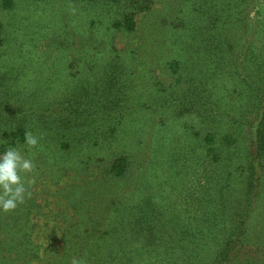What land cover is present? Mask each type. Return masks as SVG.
I'll return each instance as SVG.
<instances>
[{"label":"rangeland","instance_id":"1","mask_svg":"<svg viewBox=\"0 0 264 264\" xmlns=\"http://www.w3.org/2000/svg\"><path fill=\"white\" fill-rule=\"evenodd\" d=\"M1 1L0 153L17 148L31 159L35 168L26 175L36 183L23 204L0 211V264H68L73 256L87 264L111 261L122 242L103 232H112L120 208L130 213L134 195V203L147 198L162 217L184 223L219 203L227 220L250 206L245 242L261 252L246 259L264 264V159L251 156L253 124L244 119L254 120L247 109L264 72L258 64L264 62V0H148L132 31L113 26L130 0H12L7 9ZM63 38L70 48L53 70L60 51L52 40ZM88 56L96 61L84 63ZM113 56V69L122 74L114 82L103 75ZM78 77L90 89L91 110L104 103L132 114L120 119L118 139L85 144L69 137L63 150V121L54 124L74 114L58 102L78 89ZM18 125L39 137L34 148L12 136ZM227 134L236 140L225 142ZM122 155L127 172L113 178L111 163ZM250 167L253 188L251 170H244ZM80 213L92 218L91 228ZM135 246L126 252L137 254Z\"/></svg>","mask_w":264,"mask_h":264},{"label":"trees","instance_id":"2","mask_svg":"<svg viewBox=\"0 0 264 264\" xmlns=\"http://www.w3.org/2000/svg\"><path fill=\"white\" fill-rule=\"evenodd\" d=\"M110 1L115 2L117 0ZM146 1L148 0H130L128 9L122 12L121 20L115 21L113 26L127 31L134 30L136 27L134 16L137 12L148 8ZM130 4L132 6H130ZM1 5L3 8L7 9L13 5V1L2 0ZM89 21H91L89 24L93 25L94 21L92 19ZM88 27V25L84 27L86 33ZM4 28V25L0 24V29ZM66 33L67 32H62L63 36L67 35ZM210 35L208 34V36L205 37L208 39V42L209 39H211ZM53 40L52 43L60 51L59 54H56L52 58L54 61L51 63L54 70L57 66L55 62L60 58H64V54H67L63 51L70 48V38H63L60 42L59 40ZM115 56L105 63L109 70L106 69L103 71V75L112 80V82L122 76L120 72L113 69V65L116 63L114 59ZM94 57L95 56L89 58L88 56V58H86L87 61L84 63H89L90 61L95 62L96 60H93ZM258 64L260 67L264 68V62ZM98 65L99 63L96 66ZM91 71L92 76H95L97 74L96 72H98L93 68ZM259 76H261V78L258 93L253 96L254 102L251 108L247 109L250 113H253L254 120L252 122V119L249 120L245 116L244 119L246 124H253L251 135L249 136L252 146L251 156L253 159L262 161L261 159H264V72L261 71ZM76 79L79 82L78 89L71 92L63 102H58L62 105H65V102L67 103L68 116L74 114V118L64 116V120L60 119L54 124L55 128H57V124L63 121L60 131L63 132V137H65L66 140L60 142L59 147L65 150V147H68L67 139L69 137L77 141H84L85 144L89 143L87 140L97 137H101L102 139L110 138V140H113L114 136H116L118 139V136H121L119 133L122 129L119 126L122 122H120V119L127 118L128 115L131 116L132 112L128 113L125 117L122 113L113 112V107L111 108V105H105L104 103L98 105L97 102V109L94 108L95 110H91L88 107L90 102L86 96V94L90 92V89L88 90V87L83 86V80L81 78L78 77ZM251 94L252 93H250V95ZM71 99L75 105L69 102ZM79 101L87 104L82 110H80V106H78ZM190 109L191 108L186 107L187 111H190ZM72 119L75 120L73 125L70 124ZM43 124L46 129H52L53 127L47 119ZM67 124H70V126ZM24 132L25 130L21 128V125H18L16 132H14L12 136L23 141ZM213 138V136L206 135L205 141L210 143ZM223 139L227 143L236 140V138L231 137V134H227ZM13 142L14 141H11L9 144ZM104 147H99L100 151H98L101 153L104 152L106 150ZM127 166L128 160L125 155L115 157L109 169L111 177H124L127 172ZM251 167L248 168V171L247 168L244 169L247 174L250 172ZM250 173L251 179L249 187L253 188L256 187L257 184L255 182L253 186L252 170ZM136 198H138L137 195L132 196L133 205L127 216L122 214L123 212L120 208L121 215H117V220L112 226V232L106 230L103 232V235L112 234L113 237H118L117 240L122 242L118 243V250H116L115 254L111 257V261L99 259L95 261V264H131L132 259L135 257L134 264H230L235 261L240 264V259L244 260L243 258H245V260L242 264H250L248 258L246 259V255L249 257V254L261 252L252 249L253 247L245 242L247 223L251 214L250 206L241 213L242 216L239 219L227 220L228 214H224V205L222 206V204L219 203L214 208L202 209V213L199 215L198 220H189L188 223H184L180 222V218L176 215L162 217L161 214H163V212L160 211L158 207L156 208L152 205L150 207L149 204L146 203L147 198L142 199L140 203H134V199ZM117 204L121 207V200L117 201ZM77 214L78 211L76 210L74 215L77 217ZM79 217L81 218L80 220H85L84 225L88 224L91 228L88 220H92V218H86L87 214L82 215L81 213ZM109 222H107L106 225L108 228H110ZM83 227L84 226H80L78 230H82ZM137 242H139V244ZM135 243H137L136 246ZM134 246L137 254H128L126 252L127 249H133ZM211 246L214 247L211 256L209 257L208 255L209 258L203 257L202 252H204L205 249L211 252ZM92 264H94L93 261Z\"/></svg>","mask_w":264,"mask_h":264},{"label":"clouds","instance_id":"3","mask_svg":"<svg viewBox=\"0 0 264 264\" xmlns=\"http://www.w3.org/2000/svg\"><path fill=\"white\" fill-rule=\"evenodd\" d=\"M71 11L75 13L76 8L71 6ZM24 141L29 148H34L38 144L39 137L26 130ZM34 168L32 160L22 155L17 148H7L0 153V211H13L18 204L25 202L26 196L31 197L29 189L36 181L34 177L27 178L26 174L32 173ZM22 173L25 174L24 177ZM68 264H87V260L85 257L73 256Z\"/></svg>","mask_w":264,"mask_h":264}]
</instances>
